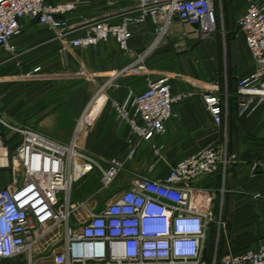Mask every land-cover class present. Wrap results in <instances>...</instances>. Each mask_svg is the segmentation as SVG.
I'll list each match as a JSON object with an SVG mask.
<instances>
[{"label": "built area", "instance_id": "2783aa9c", "mask_svg": "<svg viewBox=\"0 0 264 264\" xmlns=\"http://www.w3.org/2000/svg\"><path fill=\"white\" fill-rule=\"evenodd\" d=\"M136 1L135 15L115 24L91 22L72 37L65 14L75 10L81 0H0V54H9L0 57V67L20 66L22 53L13 40L21 35L24 20L45 26L63 57L71 49L96 47L111 39L127 53L131 26L146 18L158 25L157 40L173 18L195 27L203 38L216 31L212 0ZM246 1L237 30L243 35L251 68L236 82L238 117L264 104V4ZM148 54L136 55L132 62L104 77L66 142L33 130L0 109V169L11 173L10 184L0 189V264H204L215 195L197 182L215 175L223 179L227 170L240 162V156L230 152L226 143H209L166 163L160 176L129 171L127 163L142 145L148 146L154 161H163V146L156 140L164 135L174 107L192 94L173 93L169 75L152 77L144 65ZM41 70L37 66L26 77L44 78ZM75 75L85 80L97 77L83 67ZM130 76H143L145 88L118 101L111 92L119 88L118 80ZM228 97L226 88L221 91L216 86L201 95L204 110L216 126L227 119ZM107 106L117 125L126 128L127 150L122 159L104 166L79 146V139ZM257 164L264 167V158ZM91 173L96 174L98 188L80 201H71L74 183ZM126 174H131L130 182L123 181L116 188V182ZM211 264H264V244L255 250L215 257Z\"/></svg>", "mask_w": 264, "mask_h": 264}, {"label": "crops", "instance_id": "0c3cea01", "mask_svg": "<svg viewBox=\"0 0 264 264\" xmlns=\"http://www.w3.org/2000/svg\"><path fill=\"white\" fill-rule=\"evenodd\" d=\"M81 1L75 10L65 14L73 29L72 37L80 35L82 28L91 22L119 23L125 16L135 15L138 8L136 0L111 3L106 0ZM212 1L217 14V28L205 38L195 27L173 18L157 40L158 25L146 18L142 24L131 26L132 36L127 53L120 51L111 39L96 47L71 49L63 57L58 52L59 45L52 40V34L45 26L24 20L23 31L13 40V44L22 53L20 57L35 50L41 57L53 58L56 65L51 69V73L55 74L52 77L69 82L64 102L75 112V120L108 73L132 62L136 55L145 51H149V54L144 65L152 77L169 75L173 78V93H192L174 107L173 117L165 124L164 135L156 140L163 146V161H154L148 146L142 145L127 167L131 173L154 178L162 175L166 163L172 164L209 143H226L230 152L240 156V162L228 169L223 179L215 175L197 182L199 187L213 190L215 195L214 259L217 254L220 258L255 250L264 244V167L257 164L264 158V104L247 116L234 114L229 133L228 118L216 126L204 110L202 94L213 86L225 90L229 77L235 87L237 80L251 68L243 35L237 30V20L244 14L248 2ZM252 1L264 4V0ZM81 67L97 77L90 80L79 78L75 73ZM118 83L119 88L111 92L118 101L123 100L129 92L140 93L145 88L143 76L122 78ZM69 95H77L78 100ZM79 146L105 166L107 162L124 157L127 150L126 128L117 125L113 111L107 106L92 129L81 136ZM256 167H259V171L255 170ZM130 175H123L115 187L118 188L123 181L128 184L132 177ZM9 184L5 177L0 189Z\"/></svg>", "mask_w": 264, "mask_h": 264}, {"label": "rangeland", "instance_id": "374dc122", "mask_svg": "<svg viewBox=\"0 0 264 264\" xmlns=\"http://www.w3.org/2000/svg\"><path fill=\"white\" fill-rule=\"evenodd\" d=\"M36 52L33 50L20 57L19 67L11 64L0 67V78L3 79L0 82V109L23 125L52 139L60 142L68 141L76 117L75 112L64 102V93L68 89L69 82L59 80L58 77L45 78L48 75H55L51 73V69L56 62L54 63L53 58L41 57ZM0 57H9V54L3 52ZM37 66L41 67L44 78L38 80L27 78L26 74ZM68 97L78 100L77 95ZM67 138L69 139L66 140ZM5 177L8 181L11 180L10 171L0 169V185ZM96 181V174L91 173L74 183L71 201H80L95 191L98 188ZM209 255L211 264L213 252ZM203 260L204 264H207L205 259Z\"/></svg>", "mask_w": 264, "mask_h": 264}, {"label": "trees", "instance_id": "16d2710c", "mask_svg": "<svg viewBox=\"0 0 264 264\" xmlns=\"http://www.w3.org/2000/svg\"><path fill=\"white\" fill-rule=\"evenodd\" d=\"M13 65V64H11ZM236 86V85H235ZM227 94H228V100H227V120H228V133L231 132L232 129V119L234 118V114H236V98H235V91L236 87H233L232 85V79L229 77L227 80ZM9 93V92H7ZM11 94V92H10ZM7 95V94H6ZM215 232H216V227L214 226L213 223H211L208 227L207 234H206V243H207V248H205L204 251V259L207 264H210V259L211 252H213V247H214V238H215ZM217 259H218V254H217Z\"/></svg>", "mask_w": 264, "mask_h": 264}, {"label": "water", "instance_id": "95a60500", "mask_svg": "<svg viewBox=\"0 0 264 264\" xmlns=\"http://www.w3.org/2000/svg\"><path fill=\"white\" fill-rule=\"evenodd\" d=\"M258 169H259V167H256V168H255L256 171H257ZM258 171H259V170H258ZM254 173H256V172L254 171Z\"/></svg>", "mask_w": 264, "mask_h": 264}]
</instances>
